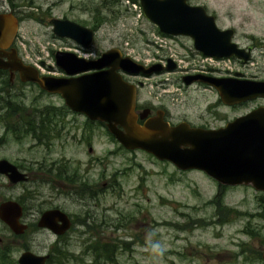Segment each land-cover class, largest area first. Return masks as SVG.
<instances>
[{"label": "rangeland", "instance_id": "374dc122", "mask_svg": "<svg viewBox=\"0 0 264 264\" xmlns=\"http://www.w3.org/2000/svg\"><path fill=\"white\" fill-rule=\"evenodd\" d=\"M191 3L202 4L210 13L215 14L218 27L234 28L235 42L242 47H253L254 63L249 65L245 73H256L264 78V0H191ZM12 4L19 5L22 11H28L22 12L25 20L18 25L16 44L24 59L29 62H37L40 57L45 65H53L51 50H64L75 44L71 39L55 37L48 25L28 19L32 17L30 14L39 11L37 7L40 8V13L35 16L37 18L47 19L48 15L60 18L65 15L89 28L95 21L98 30L93 45L97 53L117 47L124 54L131 53L130 56L142 61L155 54L152 49L148 50L147 42L154 35L158 36L157 27L143 15L139 4L132 0H0V11L4 8L8 12ZM96 10L100 13L97 14ZM112 10L117 13L111 14ZM179 39L185 45L180 41L178 45L169 43L162 46L160 52L176 58L181 64L187 60L183 56L185 54L188 55H185L186 58L199 59L189 50L192 47L190 40ZM182 46H186L187 50L180 48ZM232 67L237 70L236 66ZM42 69L40 72L43 74L55 72L46 67ZM0 77L5 78L3 74ZM167 79L171 84L169 89L174 90L172 95L164 99L157 94V98L152 96V101H163L176 116L185 115L192 119L195 111L203 109L208 101L214 99L213 95L198 93L193 86L192 90H182L178 78ZM11 85L8 87L11 106L64 105L61 98L43 94L35 85L19 86L15 81ZM150 90L148 85L142 90L141 97L148 98ZM239 111L233 110L229 117L235 116ZM101 134L103 140L95 141L92 147V154L103 158L98 166L87 167L86 164L93 157L83 147L68 144L64 147L51 146L49 150H45L44 147L30 146L29 140L17 143L9 139L5 143L6 147L0 146V157H9L24 166L42 160L48 163L53 158L72 159L81 168H87V177L89 183L93 182L92 185L99 180L101 182L104 177L108 179L114 174L117 178L119 175L118 182L127 193L125 197L129 198L128 204H123V200L116 201L117 198L109 194L105 195L103 203L107 208L116 201L125 212H129L132 219L128 230L136 240L130 254L127 250H121L120 245L112 241L115 237L112 232L115 227L112 225L118 222L116 214L105 212L107 223L112 225L103 228L101 243L106 251V244L112 245L114 242L112 264H242L244 256L240 254V246L250 247L257 256L264 251L263 192L255 190L250 184L226 187L219 185L221 189H218L217 182L202 171L179 170L171 163L158 161L146 152L120 150L119 144L109 142L106 128ZM40 187L45 196L49 187L47 184L27 182L10 185L0 176V202L6 197L28 200L31 196L26 202L37 204L39 198H35L34 192ZM132 189L135 190V195L130 191ZM218 190L220 191L216 196ZM55 203L62 204L67 209L74 207L68 201L57 199ZM44 207L45 205L42 208ZM227 208L230 211L223 210ZM219 215L225 217V220L218 222ZM244 228H247L248 234L242 232ZM6 232L0 223V236ZM125 238L127 239L124 236L123 239ZM74 250L79 252L80 247L77 246ZM91 259L90 256H83L77 261L68 259L61 263L89 264ZM252 261L256 262L257 259Z\"/></svg>", "mask_w": 264, "mask_h": 264}, {"label": "flooded vegetation", "instance_id": "af4514ba", "mask_svg": "<svg viewBox=\"0 0 264 264\" xmlns=\"http://www.w3.org/2000/svg\"><path fill=\"white\" fill-rule=\"evenodd\" d=\"M36 9L39 11L33 12L31 14L32 17L28 19L36 23L48 25L52 30L51 21L56 17L48 15L47 19H42L43 17L37 18L35 16H38L40 13V8L37 7ZM2 11H4V8ZM8 12L13 13L19 19L22 18L19 23L25 20L22 14L25 11H22L19 5L12 4ZM110 13L117 12L112 10ZM207 13L214 16L217 24V16L208 10ZM46 16L47 14L44 15V17ZM60 18L64 19L66 17L62 15ZM94 22L90 28L95 35L98 30V24ZM221 29H231V41L235 42L234 28L226 27ZM17 39L18 36L15 39L14 47L18 55L24 58L20 47L16 44ZM235 43L238 48L243 50V53H249V57L246 61H243L237 59L235 56H231L228 58V67L216 66L202 62L201 60L186 58V56L188 57L186 54V56L183 55L187 59L184 64H177L174 60L168 62L169 57L163 52H158L154 54L153 61L146 65L151 66L149 74H129L123 72L121 69H117L122 79L135 88L134 112L137 122L142 124L149 118L157 117L168 122L170 125L188 122L191 126L203 129H216L224 126L235 117L242 116L259 106H264L263 97L227 104L220 98L218 90L206 83L207 80L213 78L264 80V78L259 77L256 73H245L249 69V65L254 63L253 47H242L237 42ZM64 50L73 51L79 57L87 60L96 59L101 53H97L94 45L85 48L78 44H73ZM41 63L44 62L41 61ZM168 64L172 66L168 68ZM232 66H236L237 70H233ZM48 67L52 68V66ZM108 68L107 66H103L85 73L105 71ZM52 69L55 72L49 71L51 73L47 74L55 75L59 78H78L81 75H65L56 67ZM155 78L161 79L155 80ZM167 78H178L179 87L183 88L182 90H192L191 87L193 86L195 87L194 89H197V92L199 91L198 93L213 95L214 99L208 101L203 109L195 111L192 119L189 118L190 120L185 115L176 116L170 112L163 101H152V96L157 98V94H160V97L166 99L174 92V90L169 89L170 82ZM184 78L198 79L185 84ZM14 81L19 86L35 85L41 93L58 96L64 104V100L59 94L48 93L42 90L36 83L23 82L19 78H16V74L14 78H0V130H2L0 133V146L6 147L5 143L9 139L17 143L29 140L30 146L44 147L45 150H49L51 146L58 145V147H64L71 144L76 147L85 148L86 152L90 153V156L93 157L86 164L87 167L98 166L103 161L102 157L92 154V147L95 141L103 140L101 131L106 128L105 122L91 119L84 113L74 111L65 104L62 106L49 104L42 107L11 106L12 103L8 100L10 95L8 87H11ZM148 85L151 89L149 96L143 99L141 92ZM236 109L240 110L239 113L230 118V113ZM108 136L110 137L109 142L119 144L111 135ZM118 146L120 150L134 152V150L123 148L120 144ZM113 152L111 151V153ZM2 160L7 161L13 167V170H11L6 166L4 167V171L0 172V176L4 177L8 184L16 185L29 182L36 185L47 184L49 187L45 196L42 194V187L34 192L35 198H39L37 204L26 202L29 201L31 196L28 200H23L19 197H6L0 202V208L4 207L1 212L4 218L15 223V226L12 227L8 221L0 218V223L7 231L5 235L0 236V264H39L40 257H43L44 264H56V262L62 264L61 261L63 260L72 259L77 261L83 256H90L92 258L89 264H112L115 255L114 242L120 245L119 248L124 250V252L126 250L129 254L132 252V246L136 240L128 230L132 218L129 212H125L124 208L116 204V201L119 200H123V204H128L129 202V198L125 197L127 194L125 189L118 182L119 175L117 178L114 177V174L113 177H109L108 179L104 177L101 182L99 180L92 185L93 182L89 183L87 177V168H81L72 159L53 158L48 163L42 160L40 162L36 161L29 166H24L6 156H1L0 161ZM20 175H23L22 180L12 181L10 179V176L16 177ZM221 186L218 189H221ZM106 194L117 198L107 208H105L103 203ZM133 195H135V192ZM57 199L58 201H68L74 207L67 209L64 205L55 203ZM32 200H34L33 195ZM43 205H45L44 208H42ZM223 210L230 211L229 208ZM105 212L115 213L118 222L113 225L107 223ZM224 220L225 217L221 215L217 217L218 222ZM109 225L115 227L112 230L115 237L112 239L114 241L113 244H106L107 250L104 251V245L101 243L104 237L103 228ZM242 232L248 234L247 228H244ZM124 236L127 239H123ZM77 246L80 247L79 252H75L74 250ZM239 251L244 256L242 264H264V251L258 254V256L257 253H252L251 248L248 246H240ZM254 259H257V261H252Z\"/></svg>", "mask_w": 264, "mask_h": 264}, {"label": "water", "instance_id": "95a60500", "mask_svg": "<svg viewBox=\"0 0 264 264\" xmlns=\"http://www.w3.org/2000/svg\"><path fill=\"white\" fill-rule=\"evenodd\" d=\"M139 2L144 15L161 32L190 36L194 47L202 54L217 58L234 54L242 60L248 58V54H242V49L231 42V30L218 29L214 17L208 15L203 6L190 5L187 0ZM51 22L56 36L71 38L84 47L91 45V29L69 20L54 19ZM16 32V18L11 13H0V69H7L11 78L17 72L22 81L37 83L50 93H59L71 109L91 119L105 121L109 132L127 149H142L159 160L170 161L179 169L202 170L222 184H250L264 191V107H258L215 130L192 127L185 122L170 126L159 118L149 119L140 125L133 110L135 89L121 79L116 69L148 74L151 67L122 56L117 48L102 52L95 60L57 50L54 53L57 67L67 75H81L78 78L40 75L11 48ZM102 66L110 68L82 74ZM171 66L168 64L167 67ZM196 79L189 78L186 83ZM214 80L207 82L216 86L225 103L264 97V81ZM6 166L13 170L7 161L2 160L0 172ZM10 179L22 180L23 175L10 176ZM2 208L0 218L15 226L14 222L4 218ZM39 264H43V257L39 258Z\"/></svg>", "mask_w": 264, "mask_h": 264}, {"label": "trees", "instance_id": "16d2710c", "mask_svg": "<svg viewBox=\"0 0 264 264\" xmlns=\"http://www.w3.org/2000/svg\"><path fill=\"white\" fill-rule=\"evenodd\" d=\"M133 1H136V2H137V0H133ZM112 2H114V1H112ZM96 13L99 14V10H96ZM3 72H4V71H1V70H0V76L3 74ZM0 78H1V77H0ZM6 78H8V77H6Z\"/></svg>", "mask_w": 264, "mask_h": 264}]
</instances>
